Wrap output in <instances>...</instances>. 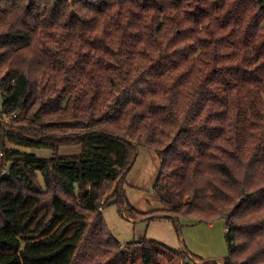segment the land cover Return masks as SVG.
Masks as SVG:
<instances>
[{
	"label": "trees",
	"instance_id": "trees-1",
	"mask_svg": "<svg viewBox=\"0 0 264 264\" xmlns=\"http://www.w3.org/2000/svg\"><path fill=\"white\" fill-rule=\"evenodd\" d=\"M0 96V264H264V0H0ZM139 147L225 257L111 234Z\"/></svg>",
	"mask_w": 264,
	"mask_h": 264
},
{
	"label": "rangeland",
	"instance_id": "rangeland-1",
	"mask_svg": "<svg viewBox=\"0 0 264 264\" xmlns=\"http://www.w3.org/2000/svg\"><path fill=\"white\" fill-rule=\"evenodd\" d=\"M2 98L0 96V111ZM79 145L63 146L59 153L77 154ZM35 153L47 156L49 151L36 149ZM160 158L147 147H139L136 158L125 174L123 188L128 202L140 212L155 214L153 218H132L129 212H122L121 207L110 198L102 208V215L111 234L122 244L143 238L157 241L166 247L181 250L183 247L191 254L203 259L221 260L227 255L225 242V222L216 219L211 223L198 222L194 218H181L177 224L169 213L167 206L154 191ZM165 257L161 262L165 263ZM218 264H223L218 261Z\"/></svg>",
	"mask_w": 264,
	"mask_h": 264
},
{
	"label": "built area",
	"instance_id": "built-area-1",
	"mask_svg": "<svg viewBox=\"0 0 264 264\" xmlns=\"http://www.w3.org/2000/svg\"><path fill=\"white\" fill-rule=\"evenodd\" d=\"M13 116H15V114ZM13 116H10V117H13Z\"/></svg>",
	"mask_w": 264,
	"mask_h": 264
},
{
	"label": "crops",
	"instance_id": "crops-1",
	"mask_svg": "<svg viewBox=\"0 0 264 264\" xmlns=\"http://www.w3.org/2000/svg\"><path fill=\"white\" fill-rule=\"evenodd\" d=\"M191 254V253H190Z\"/></svg>",
	"mask_w": 264,
	"mask_h": 264
}]
</instances>
